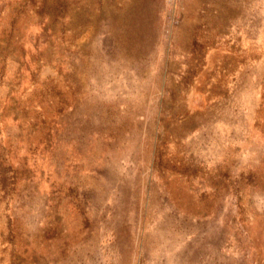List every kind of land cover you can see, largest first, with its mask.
Returning a JSON list of instances; mask_svg holds the SVG:
<instances>
[{"label":"rangeland","instance_id":"1","mask_svg":"<svg viewBox=\"0 0 264 264\" xmlns=\"http://www.w3.org/2000/svg\"><path fill=\"white\" fill-rule=\"evenodd\" d=\"M0 264H264V0H0Z\"/></svg>","mask_w":264,"mask_h":264}]
</instances>
